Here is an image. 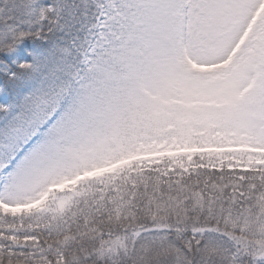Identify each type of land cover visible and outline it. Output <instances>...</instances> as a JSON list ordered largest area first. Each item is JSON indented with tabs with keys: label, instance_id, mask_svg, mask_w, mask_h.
Masks as SVG:
<instances>
[{
	"label": "snow or ice",
	"instance_id": "1",
	"mask_svg": "<svg viewBox=\"0 0 264 264\" xmlns=\"http://www.w3.org/2000/svg\"><path fill=\"white\" fill-rule=\"evenodd\" d=\"M0 264H264V0H0Z\"/></svg>",
	"mask_w": 264,
	"mask_h": 264
}]
</instances>
